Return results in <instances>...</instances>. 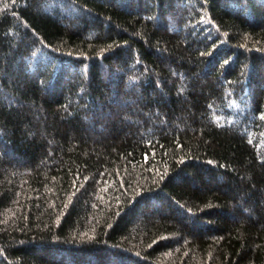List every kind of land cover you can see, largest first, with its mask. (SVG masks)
Wrapping results in <instances>:
<instances>
[{"label": "trees", "instance_id": "16d2710c", "mask_svg": "<svg viewBox=\"0 0 264 264\" xmlns=\"http://www.w3.org/2000/svg\"><path fill=\"white\" fill-rule=\"evenodd\" d=\"M0 264H264V0H0Z\"/></svg>", "mask_w": 264, "mask_h": 264}]
</instances>
